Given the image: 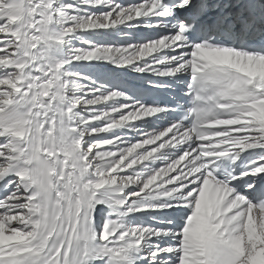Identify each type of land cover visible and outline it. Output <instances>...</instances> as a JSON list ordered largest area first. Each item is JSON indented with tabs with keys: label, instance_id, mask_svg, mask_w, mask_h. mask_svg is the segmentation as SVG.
<instances>
[{
	"label": "snow or ice",
	"instance_id": "6c2138e0",
	"mask_svg": "<svg viewBox=\"0 0 264 264\" xmlns=\"http://www.w3.org/2000/svg\"><path fill=\"white\" fill-rule=\"evenodd\" d=\"M0 264H264V0H0Z\"/></svg>",
	"mask_w": 264,
	"mask_h": 264
}]
</instances>
